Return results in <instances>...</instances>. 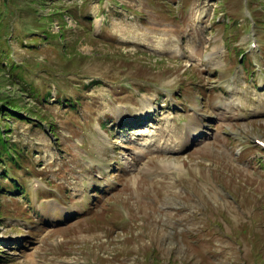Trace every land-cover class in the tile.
<instances>
[{
	"label": "rangeland",
	"instance_id": "374dc122",
	"mask_svg": "<svg viewBox=\"0 0 264 264\" xmlns=\"http://www.w3.org/2000/svg\"><path fill=\"white\" fill-rule=\"evenodd\" d=\"M0 22L27 152L0 264H264V0H0Z\"/></svg>",
	"mask_w": 264,
	"mask_h": 264
},
{
	"label": "trees",
	"instance_id": "16d2710c",
	"mask_svg": "<svg viewBox=\"0 0 264 264\" xmlns=\"http://www.w3.org/2000/svg\"><path fill=\"white\" fill-rule=\"evenodd\" d=\"M0 27H2V24L0 22ZM49 34L45 33L44 37H48ZM4 55V54H3ZM246 54H244L243 56H245ZM1 66V65H0ZM3 69L0 68V71H2ZM25 69H23L22 67L17 66L16 64H14L12 66V71L13 73H17V71L21 72V74H17V78L19 79V81H23V77H24V73L23 71ZM23 85H21L22 89L25 91L26 90V85L27 83L24 81ZM32 88V87H31ZM30 94H31V98L33 100H44L43 103H47L49 102V100L52 98V92H48L47 95H43L39 90H35L34 88H32V90H30ZM43 98V99H42ZM59 104L61 105H68L70 104L69 108L70 109H77L76 104L77 102H75L73 99L72 100H61L59 101ZM17 105L15 104V102H10L8 104L2 105L0 106V118L2 120H5L6 118H15V115L13 113H11L9 110L12 109L13 111H15ZM18 109V108H17ZM7 120V119H6ZM53 125V124H51ZM11 125L5 123L3 128H0V166L3 167L2 170H0V184H1V188H5V185L7 184H3L10 176V169H7L8 166L12 165L13 167H16L18 169H22V167L27 163V152L25 151V149L21 148L19 146V144L16 143H12L11 140L5 135L6 132L9 133V131H11L10 128ZM13 187V186H12ZM14 187L16 189H14V192H20L19 195H22V197L27 196V190L26 188H21V186L18 183L14 184ZM4 195H7L6 193H4ZM29 222H32V220H29Z\"/></svg>",
	"mask_w": 264,
	"mask_h": 264
},
{
	"label": "bare ground",
	"instance_id": "6f19581e",
	"mask_svg": "<svg viewBox=\"0 0 264 264\" xmlns=\"http://www.w3.org/2000/svg\"><path fill=\"white\" fill-rule=\"evenodd\" d=\"M162 45V44H161Z\"/></svg>",
	"mask_w": 264,
	"mask_h": 264
}]
</instances>
